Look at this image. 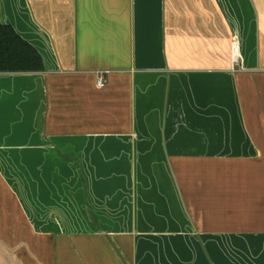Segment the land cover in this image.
<instances>
[{
    "label": "crops",
    "instance_id": "obj_1",
    "mask_svg": "<svg viewBox=\"0 0 264 264\" xmlns=\"http://www.w3.org/2000/svg\"><path fill=\"white\" fill-rule=\"evenodd\" d=\"M0 25L43 62L0 73V264H264V0H0Z\"/></svg>",
    "mask_w": 264,
    "mask_h": 264
},
{
    "label": "trees",
    "instance_id": "obj_2",
    "mask_svg": "<svg viewBox=\"0 0 264 264\" xmlns=\"http://www.w3.org/2000/svg\"><path fill=\"white\" fill-rule=\"evenodd\" d=\"M43 70L37 50L12 27L0 25V73H35Z\"/></svg>",
    "mask_w": 264,
    "mask_h": 264
},
{
    "label": "built area",
    "instance_id": "obj_3",
    "mask_svg": "<svg viewBox=\"0 0 264 264\" xmlns=\"http://www.w3.org/2000/svg\"><path fill=\"white\" fill-rule=\"evenodd\" d=\"M232 51H233V55H234V53L237 54V57L233 58L234 63L237 64V62H238V51H239V45L237 43H233V45H232ZM96 84H97L98 87H102L103 86V81H102V78L101 77H99L97 79Z\"/></svg>",
    "mask_w": 264,
    "mask_h": 264
},
{
    "label": "bare ground",
    "instance_id": "obj_4",
    "mask_svg": "<svg viewBox=\"0 0 264 264\" xmlns=\"http://www.w3.org/2000/svg\"><path fill=\"white\" fill-rule=\"evenodd\" d=\"M235 57H237V54H236V53H234V58H235Z\"/></svg>",
    "mask_w": 264,
    "mask_h": 264
},
{
    "label": "rangeland",
    "instance_id": "obj_5",
    "mask_svg": "<svg viewBox=\"0 0 264 264\" xmlns=\"http://www.w3.org/2000/svg\"><path fill=\"white\" fill-rule=\"evenodd\" d=\"M236 64V63H235Z\"/></svg>",
    "mask_w": 264,
    "mask_h": 264
}]
</instances>
